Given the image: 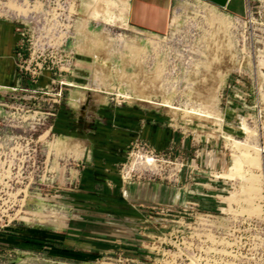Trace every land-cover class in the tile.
<instances>
[{
	"label": "rangeland",
	"instance_id": "obj_1",
	"mask_svg": "<svg viewBox=\"0 0 264 264\" xmlns=\"http://www.w3.org/2000/svg\"><path fill=\"white\" fill-rule=\"evenodd\" d=\"M104 1L0 0V20L23 34L19 78L0 89V264H264V0H245L243 19L191 0L166 40L111 25L123 6ZM224 36L235 69L215 91ZM172 39L190 46L175 68ZM95 73L105 92L89 88ZM154 74L144 94L179 112L137 102ZM84 106L150 114L166 143L140 131L105 147L111 135ZM81 174L160 184L169 200L129 212L102 175Z\"/></svg>",
	"mask_w": 264,
	"mask_h": 264
},
{
	"label": "crops",
	"instance_id": "obj_2",
	"mask_svg": "<svg viewBox=\"0 0 264 264\" xmlns=\"http://www.w3.org/2000/svg\"><path fill=\"white\" fill-rule=\"evenodd\" d=\"M120 2L123 8L118 18L107 16L106 13H104L110 24L112 25L114 20H119L124 26L127 25L130 31L137 33V35L156 38H162L168 35L171 29L173 15L184 5L183 0H120ZM233 2L234 0H229L225 9L218 7L215 9L221 10V12L231 17L243 19L247 14L246 1L241 0L239 8H237L236 11H230ZM109 3L114 6L113 1H109ZM105 4H108V1H106ZM93 13L95 14L94 17L97 18L98 14L96 13H99V11L94 10L92 15H94ZM90 29L91 28H89V30ZM20 36H22V34L20 33V27L18 25L8 20H0V89L8 88L12 83H15V79L19 78L16 65L17 61L21 60L20 51L22 50L23 41ZM72 78H74V74ZM88 108L82 107L80 109L81 114L95 116L96 122L100 124V126L107 128L106 131L108 135L110 134V137L115 140L113 143V140L110 141L111 138L109 140L105 138V147L114 148V146H116L126 148L131 145L134 138H138V133L140 131L145 132H143L144 138L151 146H158L166 143V139L163 138L165 136V131L162 130L161 120L156 117L154 119H148L147 117H150V114L142 113L141 110L133 108L114 110L104 109V107ZM101 116L113 118H108L105 125L99 121ZM116 116H121L124 119H116ZM115 125H119L118 127H120V129H115ZM101 157L105 160L107 159L106 155H101ZM91 161L93 162L95 160ZM94 166L96 167V162ZM100 175H102L104 180V186L110 189H117V191L119 190L117 199L122 204V208L127 209L129 212L133 210L137 212L135 209L136 206L141 207L144 205L152 207L163 204L169 200V188H164L160 184L151 183L149 181L130 183L123 180L121 182L119 178H114V180H112L111 177H115L116 174H81L80 179L91 182L93 178L97 179V176ZM106 176L108 177L106 178ZM92 192L97 193L98 190L92 189Z\"/></svg>",
	"mask_w": 264,
	"mask_h": 264
},
{
	"label": "bare ground",
	"instance_id": "obj_3",
	"mask_svg": "<svg viewBox=\"0 0 264 264\" xmlns=\"http://www.w3.org/2000/svg\"><path fill=\"white\" fill-rule=\"evenodd\" d=\"M102 2V1H101ZM103 5L105 4V2L106 1H104L103 0ZM105 7V6H104ZM103 7V8H104ZM94 10V9H93ZM104 10H105V8H104ZM100 11H102V10H100ZM223 35V34H222ZM221 36V35H220ZM100 38V37H99ZM98 40H100V39H98ZM220 40V39H219ZM87 42V41H86ZM102 42V41H101ZM93 43V42H92ZM219 43H220V45H218V51H217V54L216 55H218V58L220 59L219 60V62H218V64H216L214 67L216 68V71H218L219 73H220V75H219V77H217V78H214L212 81H213V85H212V87H213V90H214V87H215V91H217L219 88H220V85L222 84V80L223 79H225L226 77H228L229 75H230V73H232V71L235 69L234 68V66L233 65H230V64H228L227 63V58L229 57H231L232 58V61H231V63L233 62V55H232V53L231 52H229L230 51V49L227 51V50H225V48H226V45H227V43H228V38H227V36H224L223 37V41H219ZM94 44V43H93ZM100 47V46H99ZM80 48V47H79ZM103 49V48H102ZM222 50V51H221ZM100 51V50H99ZM229 52V53H228ZM231 53V55H229V56H227V54H230ZM212 55V54H211ZM220 65V66H219ZM93 69V68H92ZM157 71V70H156ZM92 72V71H91ZM158 74H159V72H158ZM155 75V74H154ZM215 75V74H214ZM152 76V75H151ZM158 75L156 74L155 76H154V78L152 79V78H150V79H152V80H148V85L145 87H143V88H141L139 91H137V93H135V97H136V99H137V102L138 103H142V104H145V105H148V107L149 106H158L159 108H163V109H165V111H166V109L167 110H169V111H172V112H179L178 110H176V109H172L168 104H166V103H164V104H162V105H155L153 102H151L150 100H149V96L148 95H145L144 93H146L145 91L146 90H148V91H150V93L152 92H154V90H157V88H156V84H158V83H156L155 84V82H157L158 81V77H157ZM215 77V76H214ZM128 78V77H127ZM133 79V78H132ZM145 79V78H144ZM148 79V78H147ZM137 80V79H136ZM146 80V79H145ZM128 81V80H127ZM134 81V80H133ZM129 83H131V82H129ZM141 83V82H140ZM139 83V84H140ZM144 83H145V81H144ZM88 86H90L89 88H91L92 90H94V91H96V92H98V93H101V92H105V89H104V86H102L101 85V83H100V81H99V79L97 78V76H96V73H95V75H92V77L90 78V80H89V82H88ZM128 84V83H127ZM142 84V83H141ZM140 84V85H141ZM146 84V83H145ZM132 85H133V83H132ZM131 85V86H132ZM134 86V85H133ZM132 86V87H133ZM137 87V86H136ZM95 92V93H96ZM153 96V95H152ZM151 97V96H150ZM201 97V96H200ZM203 97V96H202ZM208 99V98H207ZM200 100H202V99H200ZM204 100V99H203ZM91 101L92 100H88V104L87 105H89V103H91ZM199 101V100H198ZM205 103H202V105H204ZM85 107V106H84ZM87 108H88V106H86ZM157 108V107H156ZM89 109V108H88ZM193 114V116L194 117H197V118H200V119H203V120H207V121H209V120H213V118L214 117H212L211 115H206V114H201V113H192ZM87 115V114H86ZM91 117H87V119H90ZM211 122V121H210ZM89 126H88V124H84V129H89L88 128ZM85 131V130H84ZM83 145V144H82ZM76 147V146H75ZM74 148V147H73ZM78 152V151H77Z\"/></svg>",
	"mask_w": 264,
	"mask_h": 264
},
{
	"label": "built area",
	"instance_id": "obj_4",
	"mask_svg": "<svg viewBox=\"0 0 264 264\" xmlns=\"http://www.w3.org/2000/svg\"><path fill=\"white\" fill-rule=\"evenodd\" d=\"M189 1H191V0H183L184 3H187ZM196 1L202 6H208V7H212V8L217 7V6L213 5L211 2H209L208 0H196ZM168 35H169V33H168ZM168 35H166V36H168ZM22 36H23V34H22ZM165 37H162V39L166 40ZM172 41H173V43H171ZM172 41L171 42L166 41V43H165V46H166L165 49L166 50L163 53L167 54L168 60L172 63V67L175 68V66L178 62L177 60L182 58V56L188 52V49H190V46H188V45L184 46V39L183 40L182 39H172ZM158 54H159V52H158ZM161 56H162V58L164 57L163 54L160 53L159 57H161ZM61 86L65 87L66 85L64 83H62ZM119 97L121 100H123V102L128 101V99H126V98H123L121 96H119Z\"/></svg>",
	"mask_w": 264,
	"mask_h": 264
},
{
	"label": "water",
	"instance_id": "obj_5",
	"mask_svg": "<svg viewBox=\"0 0 264 264\" xmlns=\"http://www.w3.org/2000/svg\"><path fill=\"white\" fill-rule=\"evenodd\" d=\"M208 1L211 2L213 5L217 6L218 8H222V9H225L228 4V0H208Z\"/></svg>",
	"mask_w": 264,
	"mask_h": 264
}]
</instances>
